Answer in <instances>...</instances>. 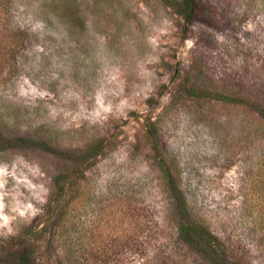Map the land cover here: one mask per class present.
Instances as JSON below:
<instances>
[{"label": "rangeland", "instance_id": "obj_1", "mask_svg": "<svg viewBox=\"0 0 264 264\" xmlns=\"http://www.w3.org/2000/svg\"><path fill=\"white\" fill-rule=\"evenodd\" d=\"M165 1L3 0L0 264H20L22 248L28 264H215L175 228L148 118L194 218L242 264H264L251 230L264 208L251 186L264 152L254 111L264 110V0H196L190 24ZM14 25L27 32L15 66ZM99 143L98 155L74 160ZM125 192L145 209L147 230L112 251L125 233L115 204ZM95 243L105 253L93 257Z\"/></svg>", "mask_w": 264, "mask_h": 264}, {"label": "trees", "instance_id": "obj_2", "mask_svg": "<svg viewBox=\"0 0 264 264\" xmlns=\"http://www.w3.org/2000/svg\"><path fill=\"white\" fill-rule=\"evenodd\" d=\"M8 2H13V0H4ZM167 6H169L175 14H177L185 24H190L193 18L196 16L197 7L196 0H166ZM3 0H0V6H2ZM3 29V23L0 16V33ZM3 36L0 35V49L4 48L6 45L5 39L3 40ZM7 55L8 59L12 61V65L16 64V55L26 43L27 32L22 28L14 25L8 30L7 34ZM3 46V47H2ZM0 50V61L3 58V54H1ZM183 86V85H182ZM187 90V91H186ZM177 93L179 95L190 94L194 91L183 88H177ZM215 100H221L223 102L230 101V96L223 94H214ZM213 95V96H214ZM255 106L259 107L260 104L256 101ZM171 105V103H169ZM261 107V106H260ZM257 115L258 121L262 124L264 129V110L263 113H260L257 108L254 109ZM261 119V120H260ZM158 119H150L148 118L145 123L144 135L148 142L151 144V148L154 152L155 157L157 158V163L160 167L162 173V182L163 187L167 193V196L170 199L171 205V214L172 219L174 221L175 228L180 236V238L189 246L198 249L199 251L205 253V255L215 262V264H242V258L238 252L234 249L230 248L227 241L222 237L215 235L210 231L208 226L197 219L194 218L192 214L190 205L187 201L184 191L180 185V176L177 171V165L172 159H169L162 151L159 137H158ZM7 142L5 136L0 132V145ZM101 144L91 145L84 149L79 153V156L73 157L74 160H81L84 162L89 158L98 155V152L101 149ZM259 166L256 170L253 179H251V186L253 193L257 194V196L264 198V172L262 166H264V152L261 153L259 160ZM63 188L61 187V190ZM133 203L132 196L130 193H123L122 196L118 197L115 200V204L117 208L121 210V216L125 221L124 229L125 233L123 234V238L120 240L113 241L110 244V249L115 246L128 248L132 246L134 243L130 240V233H135L141 235V233L147 230V221L145 215V209L141 207L140 209H135L134 206L131 207ZM59 205L57 199V207ZM260 205V206H259ZM255 209V221L252 224L251 230H256L259 243L264 247V208L259 204ZM136 211V212H135ZM138 211V213H137ZM113 215L117 213V210H113ZM139 215V219L136 222L130 221L133 215ZM143 243V242H142ZM142 243H139L138 246L142 251ZM113 251V249H111ZM116 249H114L115 251ZM105 253L104 247L100 246V243H95L92 245L91 254L93 257L97 255V253ZM32 251L27 250L26 248H22L19 254L20 264H28L31 260ZM57 262L59 264H63L62 261H59L57 258Z\"/></svg>", "mask_w": 264, "mask_h": 264}]
</instances>
